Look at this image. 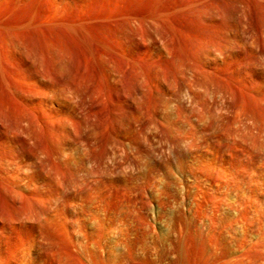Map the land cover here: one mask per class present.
Instances as JSON below:
<instances>
[{"label": "rangeland", "instance_id": "1", "mask_svg": "<svg viewBox=\"0 0 264 264\" xmlns=\"http://www.w3.org/2000/svg\"><path fill=\"white\" fill-rule=\"evenodd\" d=\"M0 264H264V0H0Z\"/></svg>", "mask_w": 264, "mask_h": 264}]
</instances>
